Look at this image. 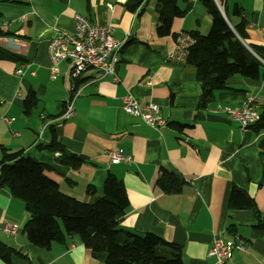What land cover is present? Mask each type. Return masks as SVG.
I'll use <instances>...</instances> for the list:
<instances>
[{"label": "crops", "instance_id": "0c3cea01", "mask_svg": "<svg viewBox=\"0 0 264 264\" xmlns=\"http://www.w3.org/2000/svg\"><path fill=\"white\" fill-rule=\"evenodd\" d=\"M201 1L180 5L184 15L174 18L170 34L160 38L156 0H146L135 12L126 0H0V30L5 33L0 49L17 57L0 60V160L3 150L21 151L44 165V175L63 194L85 203L99 197L104 179L113 175L122 182L128 201L120 227L140 235L153 233L178 246L182 264H216L209 248L218 236H236L245 244L226 264H264V231L253 227L256 214L228 204L230 193L240 190L264 216V129L251 125L241 130L230 116L213 111L216 106L239 108L253 96L264 100L263 76H231L227 89L215 92L201 108L194 68L166 60L178 32H209L211 19ZM217 2L229 25L243 19L247 42L264 49V0ZM236 8L240 16L234 15ZM75 14L110 24L116 39L126 38L117 80L99 79L95 70L71 80L65 62L51 79L48 43L60 32H73ZM18 70H23L21 75ZM127 94L141 107L149 102L161 107L166 124L160 133L122 109ZM29 97L35 105L25 113ZM70 98L73 117L60 127L50 124ZM3 118L13 121L8 125ZM52 142L84 162L77 168L60 163L44 149ZM113 149L131 162L111 164L103 153ZM160 170L182 180L180 193L154 188ZM87 187L94 195L86 193ZM27 218L23 202L0 189V242L16 252L0 264H103L78 235L47 248L29 243L22 232ZM4 224L15 225L17 233L3 234Z\"/></svg>", "mask_w": 264, "mask_h": 264}, {"label": "trees", "instance_id": "16d2710c", "mask_svg": "<svg viewBox=\"0 0 264 264\" xmlns=\"http://www.w3.org/2000/svg\"><path fill=\"white\" fill-rule=\"evenodd\" d=\"M146 0H126V6L135 12ZM188 0H156L157 37L170 34L174 18L184 15L180 5ZM211 23L206 35L190 34L194 39L189 48L186 63L195 70L201 84L199 107L204 108L215 92L227 89L231 76L264 79V49L246 40L245 24L229 25L214 0H202ZM236 8L234 15L240 16ZM5 35L0 30V36ZM252 53L238 40V38ZM15 60L16 56L0 49V60ZM78 84H76L77 86ZM74 91V90H73ZM31 97L25 99V113L34 107ZM253 130L264 129V106ZM264 151V143H261ZM53 153L59 152L60 163L79 167L84 159L65 152L54 142L45 146ZM45 167L21 151H2L0 160V189H6L14 198L21 200L28 214L22 232L29 243L49 247L61 242L66 236L78 235L86 248L103 264H182L180 248L164 241L153 233L136 234L120 227V221L128 208L125 189L120 180L108 174L103 181L99 197L85 203L63 194L58 185L44 175ZM183 182L174 173L160 170L154 188L165 194L180 193ZM88 195L95 190L86 188ZM229 206L250 209L256 215L254 228L264 231V216L258 213L252 199L240 190H233L228 199ZM16 252L0 242V260L9 262Z\"/></svg>", "mask_w": 264, "mask_h": 264}, {"label": "built area", "instance_id": "2783aa9c", "mask_svg": "<svg viewBox=\"0 0 264 264\" xmlns=\"http://www.w3.org/2000/svg\"><path fill=\"white\" fill-rule=\"evenodd\" d=\"M214 2L218 6L217 0H214ZM73 18V32H60L48 43L47 53L51 79L54 80L57 77L59 73L58 65L65 62V74L71 80L79 78L87 70H95L99 79L113 77L117 80L115 70L120 61V54L126 44V38L123 40L116 39L113 35V27L110 24L99 25L78 14H75ZM193 43L194 39L190 34L178 32L173 48L167 55L166 60L170 63H186L188 50ZM26 68H28V65L24 64L23 69ZM22 71L18 70L17 75H21ZM147 85H150V83L147 82ZM73 99L70 98L67 101L65 110L50 124L60 127L64 121L73 117ZM121 102L122 109L127 114L138 117L154 132L160 133L165 126L166 122L158 104L149 102L141 107L137 100L129 94ZM263 106L264 100L253 96L247 99L239 108L216 106L213 111L230 116L237 126L244 130L257 121ZM3 121L9 125L13 119L3 118ZM54 155L60 157L59 152H55ZM103 155L108 158L111 164L131 162L129 156L121 154L117 149L107 150ZM1 231L7 236H14L17 233V227L13 224H4ZM244 250L245 244L241 238L234 236L232 239H222L218 236L212 239L209 254L215 257L216 264H226L234 251Z\"/></svg>", "mask_w": 264, "mask_h": 264}, {"label": "water", "instance_id": "95a60500", "mask_svg": "<svg viewBox=\"0 0 264 264\" xmlns=\"http://www.w3.org/2000/svg\"><path fill=\"white\" fill-rule=\"evenodd\" d=\"M220 13H221V15L223 16V18H225L224 17V15H223V13H222V11H221V9H220ZM236 37H237V35H236ZM238 38V37H237ZM238 40L252 53V51L240 40V38H238ZM253 54V53H252Z\"/></svg>", "mask_w": 264, "mask_h": 264}]
</instances>
